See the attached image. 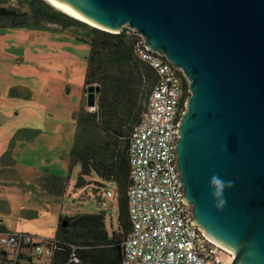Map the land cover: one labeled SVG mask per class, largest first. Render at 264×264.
I'll return each instance as SVG.
<instances>
[{
    "label": "water",
    "instance_id": "95a60500",
    "mask_svg": "<svg viewBox=\"0 0 264 264\" xmlns=\"http://www.w3.org/2000/svg\"><path fill=\"white\" fill-rule=\"evenodd\" d=\"M50 1L97 28L132 29L183 71L175 153L193 222L232 250L229 264H264V0ZM86 89L94 107L99 88Z\"/></svg>",
    "mask_w": 264,
    "mask_h": 264
},
{
    "label": "rangeland",
    "instance_id": "374dc122",
    "mask_svg": "<svg viewBox=\"0 0 264 264\" xmlns=\"http://www.w3.org/2000/svg\"><path fill=\"white\" fill-rule=\"evenodd\" d=\"M87 39L82 30L56 24L0 30V143L11 141L20 128L21 137L7 149L11 166L28 178L20 185L9 179V170L0 174L1 229L48 240L55 237L60 218L99 210L91 185L75 187L80 164L68 160L77 131L75 114L93 108L85 84ZM28 134L32 137L25 139ZM41 171L65 179L62 195L54 197L32 182ZM117 214L116 197H107L105 228L120 239ZM222 255L229 263L231 256Z\"/></svg>",
    "mask_w": 264,
    "mask_h": 264
},
{
    "label": "trees",
    "instance_id": "16d2710c",
    "mask_svg": "<svg viewBox=\"0 0 264 264\" xmlns=\"http://www.w3.org/2000/svg\"><path fill=\"white\" fill-rule=\"evenodd\" d=\"M43 24L84 31L90 44L85 84L99 88L92 111L82 108L75 114L77 131L68 152L70 165L80 164L75 187L91 185L99 210L60 218L53 238L57 245L54 264H122L120 242L131 226L127 195L131 184L129 144L158 75L138 53L140 37L126 27L119 32L97 28L47 0H14L13 3L0 0V30ZM20 137L18 129L11 142ZM31 137L28 134L24 138ZM12 162L7 149L2 157L1 173L9 170L10 180L21 183L17 173L12 172ZM91 175L97 180H89ZM38 180L54 197L65 190L66 181L60 176L45 172ZM108 184L112 187L108 188ZM106 189L112 190V197L117 199L120 239L105 228L106 199L101 193ZM73 247L77 260L69 261Z\"/></svg>",
    "mask_w": 264,
    "mask_h": 264
},
{
    "label": "built area",
    "instance_id": "2783aa9c",
    "mask_svg": "<svg viewBox=\"0 0 264 264\" xmlns=\"http://www.w3.org/2000/svg\"><path fill=\"white\" fill-rule=\"evenodd\" d=\"M128 28V27H126ZM130 29V28H128ZM138 53L158 75L129 144L130 230L121 240L122 264H229L231 251L209 239L193 222L184 199L175 142L188 82L163 54L144 45ZM185 84L187 88H185ZM103 190L104 199L113 196ZM56 241L0 230V264H54ZM73 247L69 261L77 260Z\"/></svg>",
    "mask_w": 264,
    "mask_h": 264
},
{
    "label": "crops",
    "instance_id": "0c3cea01",
    "mask_svg": "<svg viewBox=\"0 0 264 264\" xmlns=\"http://www.w3.org/2000/svg\"><path fill=\"white\" fill-rule=\"evenodd\" d=\"M18 127H16V129H17ZM20 129V128H19ZM18 130V129H17ZM16 130V131H17ZM32 140V139H31ZM10 142L11 141H9L8 143H0V174H1V161H2V157H3V154H4V152L7 150V147H8V145L10 144ZM18 142V141H17ZM11 169H13V173H17V175L19 176V178H21V181H22V179H23V181H24V183H27V182H25V181H27L28 180V178H26L25 176H23V174H22V172H21V168H19V170L17 169V170H14V168L13 167H11ZM43 173H45V171H41V172H39L38 174H36V176H34V179L32 178V182H36L37 184H38V186H42V184L39 182V177L43 174ZM47 173H50V172H47ZM21 175V176H20ZM10 176H12L11 174H10ZM10 179V178H9ZM31 179V178H30ZM10 181V180H9ZM23 181L21 182V183H16V184H24L23 183ZM43 187V186H42Z\"/></svg>",
    "mask_w": 264,
    "mask_h": 264
},
{
    "label": "clouds",
    "instance_id": "9594fccd",
    "mask_svg": "<svg viewBox=\"0 0 264 264\" xmlns=\"http://www.w3.org/2000/svg\"><path fill=\"white\" fill-rule=\"evenodd\" d=\"M210 184L214 188L213 195L216 197H221L223 195V189L225 187V182L221 180L219 177L213 176L210 180ZM228 186H231V182H228ZM221 203H223V201H221Z\"/></svg>",
    "mask_w": 264,
    "mask_h": 264
},
{
    "label": "bare ground",
    "instance_id": "6f19581e",
    "mask_svg": "<svg viewBox=\"0 0 264 264\" xmlns=\"http://www.w3.org/2000/svg\"><path fill=\"white\" fill-rule=\"evenodd\" d=\"M51 4H53L50 0H48ZM53 5H55V4H53ZM56 6V5H55ZM57 7V6H56ZM57 8H59V7H57ZM60 9V8H59ZM62 10V9H61ZM62 11H64V10H62ZM64 12H66V11H64ZM66 13H68V12H66ZM68 14H70V13H68ZM70 15H72V16H74V17H76V18H78V19H80V20H82V21H85V22H87V23H89L90 25H93V26H97V25H95L94 23H91L89 20H87V19H85V18H82V17H79V16H76V15H73V14H70ZM98 27V26H97ZM101 28H103V27H101ZM103 29H106V28H103ZM107 30H110V29H107ZM110 31H116V30H110ZM217 244H219L220 246H223V245H221L220 243H218V242H216ZM225 249H227V250H230V249H228L227 247H225V246H223ZM230 251H232V250H230Z\"/></svg>",
    "mask_w": 264,
    "mask_h": 264
}]
</instances>
